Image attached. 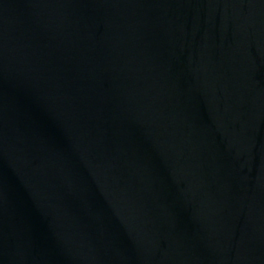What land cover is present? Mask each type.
I'll list each match as a JSON object with an SVG mask.
<instances>
[{"label": "water", "instance_id": "obj_1", "mask_svg": "<svg viewBox=\"0 0 264 264\" xmlns=\"http://www.w3.org/2000/svg\"><path fill=\"white\" fill-rule=\"evenodd\" d=\"M0 264H264V0H0Z\"/></svg>", "mask_w": 264, "mask_h": 264}]
</instances>
